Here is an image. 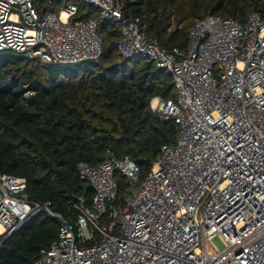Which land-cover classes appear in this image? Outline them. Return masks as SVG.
Wrapping results in <instances>:
<instances>
[{
	"label": "built area",
	"instance_id": "2783aa9c",
	"mask_svg": "<svg viewBox=\"0 0 264 264\" xmlns=\"http://www.w3.org/2000/svg\"><path fill=\"white\" fill-rule=\"evenodd\" d=\"M60 1L0 0V52L42 64L97 60V20L71 22L78 3L92 7L117 29L119 55L171 75L176 99L155 97L150 109L178 134L144 177L109 151L95 167L78 162L94 199L91 209L79 200L73 223L50 203L30 201L25 179L0 175V238L46 214L58 235L33 264H264V17L252 12L239 23L209 14L188 31L183 53L143 34L123 0ZM117 174L125 184L120 204ZM217 235L226 248L213 253L207 243Z\"/></svg>",
	"mask_w": 264,
	"mask_h": 264
},
{
	"label": "trees",
	"instance_id": "16d2710c",
	"mask_svg": "<svg viewBox=\"0 0 264 264\" xmlns=\"http://www.w3.org/2000/svg\"><path fill=\"white\" fill-rule=\"evenodd\" d=\"M252 12L264 17V0H123V13L140 19L143 34L183 53L196 20L210 14L244 23ZM90 18L97 20L102 40L97 60L42 64L0 52V175L25 179L28 199L50 203L69 223L76 220L80 199L86 209L94 199L90 183L78 175V162L95 167L109 151L134 161L144 177L161 147L178 134L173 121L150 109L155 97L176 99L171 75L148 59L119 55L117 29L94 8L78 3L71 22ZM172 19L175 29L168 31ZM116 180L113 202L120 204L125 184L119 174ZM58 231L57 220L35 216L0 244V264H33Z\"/></svg>",
	"mask_w": 264,
	"mask_h": 264
},
{
	"label": "rangeland",
	"instance_id": "374dc122",
	"mask_svg": "<svg viewBox=\"0 0 264 264\" xmlns=\"http://www.w3.org/2000/svg\"><path fill=\"white\" fill-rule=\"evenodd\" d=\"M36 4L39 3L38 1L35 2ZM59 6H64V3L60 4ZM26 95L29 94V92L25 93ZM207 247L208 250H210L213 253H219L222 250H224L226 248V243L225 241L222 239V237H220L219 235L215 236L213 239H211L208 243H207Z\"/></svg>",
	"mask_w": 264,
	"mask_h": 264
},
{
	"label": "water",
	"instance_id": "95a60500",
	"mask_svg": "<svg viewBox=\"0 0 264 264\" xmlns=\"http://www.w3.org/2000/svg\"><path fill=\"white\" fill-rule=\"evenodd\" d=\"M12 235H13V234H12ZM12 235H11V236H12ZM9 237H10V236H9ZM9 237H8V238H9ZM6 239H7V238L3 239V240L0 242V244H1L3 241H5Z\"/></svg>",
	"mask_w": 264,
	"mask_h": 264
}]
</instances>
